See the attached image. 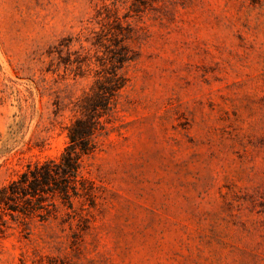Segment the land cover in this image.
<instances>
[{"label": "rangeland", "instance_id": "1", "mask_svg": "<svg viewBox=\"0 0 264 264\" xmlns=\"http://www.w3.org/2000/svg\"><path fill=\"white\" fill-rule=\"evenodd\" d=\"M92 118L0 264H264V0H0V188Z\"/></svg>", "mask_w": 264, "mask_h": 264}, {"label": "trees", "instance_id": "2", "mask_svg": "<svg viewBox=\"0 0 264 264\" xmlns=\"http://www.w3.org/2000/svg\"><path fill=\"white\" fill-rule=\"evenodd\" d=\"M99 124L96 118L75 122L68 128L69 145L59 161H31L17 178L0 188V235L20 218L50 214L51 199L92 195L93 184L81 175V159L95 151V136L103 129Z\"/></svg>", "mask_w": 264, "mask_h": 264}]
</instances>
